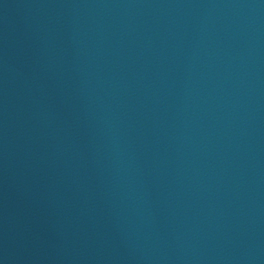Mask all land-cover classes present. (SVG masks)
I'll return each mask as SVG.
<instances>
[{
    "label": "water",
    "instance_id": "water-1",
    "mask_svg": "<svg viewBox=\"0 0 264 264\" xmlns=\"http://www.w3.org/2000/svg\"><path fill=\"white\" fill-rule=\"evenodd\" d=\"M0 264H264V0H0Z\"/></svg>",
    "mask_w": 264,
    "mask_h": 264
}]
</instances>
